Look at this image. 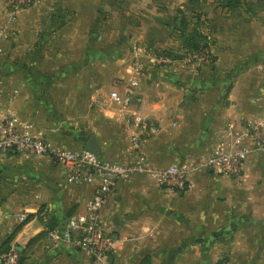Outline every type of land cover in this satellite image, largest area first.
<instances>
[{
	"label": "crops",
	"instance_id": "obj_1",
	"mask_svg": "<svg viewBox=\"0 0 264 264\" xmlns=\"http://www.w3.org/2000/svg\"><path fill=\"white\" fill-rule=\"evenodd\" d=\"M137 1L41 0L19 12L0 52V111L54 147L79 151L82 137L94 138L99 157L126 162L132 128L110 95H126L139 50L178 54L176 25L186 17L189 32L209 37L213 64L142 75L132 96L149 123L151 165L194 162L231 140L229 124L264 118V0L235 11L214 0L193 9L190 0H139L143 28L133 21ZM8 17L0 0V27ZM64 113L80 140L65 133ZM96 189L67 184L47 157L0 154V250L16 247L24 264H91L89 252L50 232L85 216ZM102 221L114 240L110 264H264V155L251 153L242 177L198 172L183 191L134 175L118 184Z\"/></svg>",
	"mask_w": 264,
	"mask_h": 264
},
{
	"label": "built area",
	"instance_id": "obj_2",
	"mask_svg": "<svg viewBox=\"0 0 264 264\" xmlns=\"http://www.w3.org/2000/svg\"><path fill=\"white\" fill-rule=\"evenodd\" d=\"M41 0H2L5 12L9 14L7 23L0 27V52L2 44L9 37V27L19 12L31 9ZM177 57L160 50L150 51L145 58H137L131 64L132 76L121 98L112 92V103L122 101L124 116L131 124V151L129 159L116 163L102 159L96 153L82 149L73 151L54 147L42 135L32 132L31 126L20 122L9 111H0V154L13 156L47 157L60 169L65 182L72 186H97L95 195L87 204V214L71 219L63 233L51 231L54 239H63L90 253L91 264H110L109 256L114 240L105 230L102 210L118 184L126 182L134 175H150L156 183L172 191L187 188L194 174L212 171L229 177H242L248 156L255 152L264 155V118L248 121L243 125L229 124L231 140L217 146L209 154L201 155L194 162H185L164 168H154L143 150V137L149 130L144 111L133 104V90L140 85L142 75L150 67L171 68L176 65L188 67H209L213 64L210 47L199 50L179 47ZM21 221L25 215H21ZM23 253L14 246L0 257V264H20Z\"/></svg>",
	"mask_w": 264,
	"mask_h": 264
},
{
	"label": "trees",
	"instance_id": "obj_3",
	"mask_svg": "<svg viewBox=\"0 0 264 264\" xmlns=\"http://www.w3.org/2000/svg\"><path fill=\"white\" fill-rule=\"evenodd\" d=\"M207 0H190V8H195L196 6L202 5ZM218 3L223 9H227L229 11H235L239 8L242 3V0H214ZM199 22H196V26ZM190 23L186 17H183L179 20L176 25V29L178 30L181 38V47H186L192 50H199L202 46L210 47L209 37L201 33L198 29H193L192 32H189ZM168 53V52H165ZM168 55L177 57L175 53H168ZM10 247V244H6L2 250H0V257L4 252H6ZM24 264V258L22 257L21 263ZM141 264H152L150 258H146L141 262Z\"/></svg>",
	"mask_w": 264,
	"mask_h": 264
},
{
	"label": "rangeland",
	"instance_id": "obj_4",
	"mask_svg": "<svg viewBox=\"0 0 264 264\" xmlns=\"http://www.w3.org/2000/svg\"><path fill=\"white\" fill-rule=\"evenodd\" d=\"M141 4H143V0H142V3ZM139 6V0L137 1V4H136V6H135V11L137 10V11H141V13H139L138 12V14H135V15H138L139 17H137V18H135L133 21H135V23H137L138 21H140V23H139V25H140V27L141 28H143V26L145 25H148V23L149 22H147V19H145V18H143V15L142 14H144V12H145V10H146V8L144 9V10H142L141 8L142 7H145L144 5L142 6V5H140L141 7H138ZM147 10H148V8H147ZM134 11V12H135ZM116 19H118V16H116ZM134 24V23H133ZM135 34H132V36L133 37H135V40L137 39V37L136 36H134ZM168 35H169V32H168ZM167 35V36H168ZM173 35V33L171 34V36ZM140 43V42H139ZM140 46V45H139ZM165 49H166V45H165V47H164ZM140 49V48H139ZM165 49H163V48H160V50H165ZM169 49V48H168ZM146 50H149V48H147L146 47V49H141V51L139 50L138 51V55L137 56H139V57H137V58H145V56H147V54L150 52H148V51H146ZM165 52V51H164ZM172 52V51H171ZM134 56V59L136 58L135 57V55H133ZM134 59H132L131 61L129 60V62H132L133 63V61H134ZM131 63V64H132ZM68 81V80H67ZM67 81L65 82V83H67ZM15 86V85H14ZM72 114H70V113H64V114H62V117H61V119H60V123H61V125L64 127V128H67L68 130H65V131H67V132H65L66 134H69V135H71V138H73V139H76V140H80V137H79V133L77 132V130L75 129V127H70V125L69 126H67L65 123L67 122L68 124H70V123H73V121H71V120H69V121H64V119H67L68 120V117L69 116H71ZM59 121V120H58ZM79 129V128H78ZM75 135V136H74ZM70 137V136H69Z\"/></svg>",
	"mask_w": 264,
	"mask_h": 264
},
{
	"label": "water",
	"instance_id": "obj_5",
	"mask_svg": "<svg viewBox=\"0 0 264 264\" xmlns=\"http://www.w3.org/2000/svg\"><path fill=\"white\" fill-rule=\"evenodd\" d=\"M124 38L126 40H128L127 37H124ZM81 139H82V141L87 142L86 150L97 154L98 149H97L96 142H95L94 138L88 139L86 137H82Z\"/></svg>",
	"mask_w": 264,
	"mask_h": 264
}]
</instances>
